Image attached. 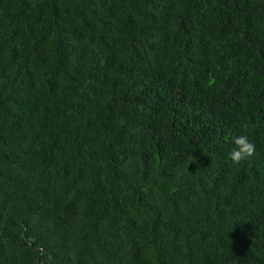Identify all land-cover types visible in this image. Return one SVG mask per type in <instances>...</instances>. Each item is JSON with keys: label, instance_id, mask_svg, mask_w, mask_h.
<instances>
[{"label": "trees", "instance_id": "16d2710c", "mask_svg": "<svg viewBox=\"0 0 264 264\" xmlns=\"http://www.w3.org/2000/svg\"><path fill=\"white\" fill-rule=\"evenodd\" d=\"M0 264H264V0H0Z\"/></svg>", "mask_w": 264, "mask_h": 264}, {"label": "clouds", "instance_id": "9594fccd", "mask_svg": "<svg viewBox=\"0 0 264 264\" xmlns=\"http://www.w3.org/2000/svg\"><path fill=\"white\" fill-rule=\"evenodd\" d=\"M234 147L228 153V158L233 164H240L255 154V143L250 140L248 135H238L232 141Z\"/></svg>", "mask_w": 264, "mask_h": 264}]
</instances>
